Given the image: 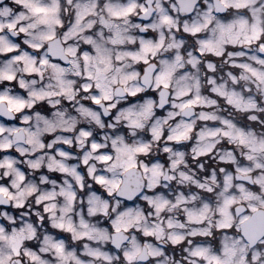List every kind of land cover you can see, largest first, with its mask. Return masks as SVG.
<instances>
[{"label": "snow or ice", "instance_id": "6c2138e0", "mask_svg": "<svg viewBox=\"0 0 264 264\" xmlns=\"http://www.w3.org/2000/svg\"><path fill=\"white\" fill-rule=\"evenodd\" d=\"M0 264H264V0H0Z\"/></svg>", "mask_w": 264, "mask_h": 264}]
</instances>
